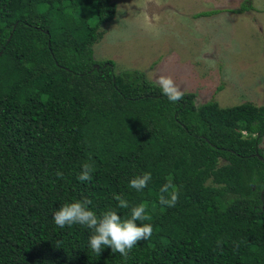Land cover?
<instances>
[{
  "label": "trees",
  "instance_id": "16d2710c",
  "mask_svg": "<svg viewBox=\"0 0 264 264\" xmlns=\"http://www.w3.org/2000/svg\"><path fill=\"white\" fill-rule=\"evenodd\" d=\"M116 13L113 0H0V264H264V106L173 103L118 74L94 57ZM85 162L91 182L77 178ZM145 172L148 186L129 188ZM169 177L174 207L158 199ZM114 194L152 217L128 258L98 256L82 225H55L85 197L127 218Z\"/></svg>",
  "mask_w": 264,
  "mask_h": 264
},
{
  "label": "rangeland",
  "instance_id": "374dc122",
  "mask_svg": "<svg viewBox=\"0 0 264 264\" xmlns=\"http://www.w3.org/2000/svg\"><path fill=\"white\" fill-rule=\"evenodd\" d=\"M113 2L115 19L102 26L94 57L114 62L118 74L157 87L155 77L171 76L197 106H264V0ZM214 10L222 12L199 16Z\"/></svg>",
  "mask_w": 264,
  "mask_h": 264
},
{
  "label": "clouds",
  "instance_id": "9594fccd",
  "mask_svg": "<svg viewBox=\"0 0 264 264\" xmlns=\"http://www.w3.org/2000/svg\"><path fill=\"white\" fill-rule=\"evenodd\" d=\"M155 82L159 85L162 94L167 96L169 101L176 103L183 99L184 91L176 84L171 76L158 75ZM94 166L90 163L81 165V172L78 175L80 182H91L93 179ZM58 179L63 178V173H56ZM152 179L150 172L136 176L129 182V188L141 191L148 186ZM159 204L167 207H174L178 202L179 190L169 177L167 182L160 188ZM167 194V195H165ZM114 199L118 202L117 209H129L130 204L122 195L114 194ZM92 200L85 197L82 200H75L71 203L63 204L52 214L54 223L59 228L82 225L91 230L89 236V247L98 256L105 248H110L112 253H119L125 259L133 247L141 240L149 239L153 234V226L148 221L152 220L144 202L131 206L130 215L122 219L116 209H108L101 214H97L89 206ZM137 221L141 223L138 225Z\"/></svg>",
  "mask_w": 264,
  "mask_h": 264
},
{
  "label": "water",
  "instance_id": "95a60500",
  "mask_svg": "<svg viewBox=\"0 0 264 264\" xmlns=\"http://www.w3.org/2000/svg\"><path fill=\"white\" fill-rule=\"evenodd\" d=\"M259 158H260V160L264 161V158L263 157L260 156Z\"/></svg>",
  "mask_w": 264,
  "mask_h": 264
}]
</instances>
